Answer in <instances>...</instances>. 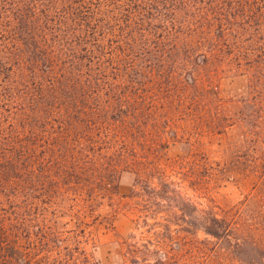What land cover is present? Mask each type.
Here are the masks:
<instances>
[{
    "label": "rangeland",
    "instance_id": "rangeland-1",
    "mask_svg": "<svg viewBox=\"0 0 264 264\" xmlns=\"http://www.w3.org/2000/svg\"><path fill=\"white\" fill-rule=\"evenodd\" d=\"M263 11L0 0V264H264Z\"/></svg>",
    "mask_w": 264,
    "mask_h": 264
},
{
    "label": "trees",
    "instance_id": "trees-1",
    "mask_svg": "<svg viewBox=\"0 0 264 264\" xmlns=\"http://www.w3.org/2000/svg\"><path fill=\"white\" fill-rule=\"evenodd\" d=\"M261 10H262V8H261ZM264 12V11H263Z\"/></svg>",
    "mask_w": 264,
    "mask_h": 264
}]
</instances>
